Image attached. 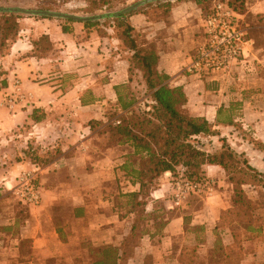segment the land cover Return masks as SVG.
I'll use <instances>...</instances> for the list:
<instances>
[{"label":"crops","instance_id":"0c3cea01","mask_svg":"<svg viewBox=\"0 0 264 264\" xmlns=\"http://www.w3.org/2000/svg\"><path fill=\"white\" fill-rule=\"evenodd\" d=\"M208 3L154 1L92 27L42 16L19 20L17 38L0 56V143L7 144L0 146V264H91L93 248L119 246L136 223L130 196L139 193L132 171L140 158L131 145L109 142L105 132L110 115L120 112L118 92L128 98L120 87L134 77L133 49L117 18L130 26L137 47L157 55L156 70L166 83L183 90L184 111L212 125V134L198 136L205 151L219 154L229 146L264 175V0L242 1L248 41L241 62L229 73L200 78L185 68L202 41ZM42 35L51 47L35 55ZM135 71L145 86L142 71ZM15 90L24 97L7 107L5 97ZM34 167L41 199L28 205L13 188L17 176ZM183 172L166 171L148 196L137 195L135 201H145V223L127 264H177L176 238L196 245L197 235L188 230L194 226L204 227L199 248H211L221 212L233 205V184L224 168L206 163L201 179L213 181L212 192L190 195L176 207L172 180ZM242 186L257 216L255 230H244V261L262 262L264 183ZM220 231L223 243L232 244V228Z\"/></svg>","mask_w":264,"mask_h":264},{"label":"trees","instance_id":"16d2710c","mask_svg":"<svg viewBox=\"0 0 264 264\" xmlns=\"http://www.w3.org/2000/svg\"><path fill=\"white\" fill-rule=\"evenodd\" d=\"M198 2L212 0H196ZM229 4L240 12L243 0H228ZM108 1H103V5ZM210 7V6H209ZM204 8L205 15L210 8ZM19 16L2 14L0 16V44L14 41L18 34ZM64 24L73 22L70 19ZM99 21L87 20L86 27L98 25ZM116 26L121 30L125 44L133 49L130 73L140 69L146 86L148 98L143 107L137 104V99L126 92L127 97L119 96L118 107L120 112L110 115L111 121L105 125V132L109 134V142L127 143L134 148V155L140 158L138 169L132 171L140 185L139 193H132L130 206L136 211V223H133L129 235L119 246L106 245L91 250V264H127L134 254V249L139 245L143 229L141 220L144 216L145 201H135L138 194L148 196L150 190L157 184V178L166 171L176 173L177 168H184L183 176L189 180H201L203 166L206 163L218 164L224 168L228 180L233 184L234 196L231 208L222 211L218 225L214 228V241L205 260L197 261L188 251H197L199 243L204 241L203 226L189 227L197 235V244L191 249L183 247L177 257V264H241L243 245L239 235L232 229L233 243L225 245L222 241L220 230L221 219L226 222V227H231L233 221H245L249 230L253 221L257 219L254 212L255 203L248 197L243 189L244 184L261 185L264 175L258 173L248 164L241 154L226 147L219 154L205 151L204 144L198 139L199 135H210L214 131L212 125L204 118L188 115L184 111L186 96L180 87H170L166 81L168 77L156 70L157 55L149 50L137 47L131 38V28L123 20L117 18ZM63 29L66 30V27ZM8 43L7 45H9ZM35 55L49 49L51 43L48 37L42 35L37 41ZM8 47L6 48V50ZM5 84V80H1ZM120 88H125L121 86ZM122 89V90H123ZM83 102V101H82ZM226 219L229 217V221ZM228 216V217H227ZM253 264H264L256 262Z\"/></svg>","mask_w":264,"mask_h":264},{"label":"built area","instance_id":"2783aa9c","mask_svg":"<svg viewBox=\"0 0 264 264\" xmlns=\"http://www.w3.org/2000/svg\"><path fill=\"white\" fill-rule=\"evenodd\" d=\"M240 12L235 10L229 1L214 0L203 19L202 41L196 47L191 62L186 66L189 74L201 77H212L216 73H229L245 55L248 41L246 32L240 24ZM18 90L6 95L4 103L12 107L23 99ZM38 168L23 171L17 176L13 188L20 202L36 205L41 194L36 183ZM173 205L178 207L191 194H209L212 192L213 181L201 179L192 181L184 176H176L172 180Z\"/></svg>","mask_w":264,"mask_h":264},{"label":"rangeland","instance_id":"374dc122","mask_svg":"<svg viewBox=\"0 0 264 264\" xmlns=\"http://www.w3.org/2000/svg\"><path fill=\"white\" fill-rule=\"evenodd\" d=\"M103 1H108L107 4L103 5ZM138 0H0L1 4H5L8 6H12V7H21V8H25V9H40V10H50V11H54V12H64V13H70V14H75L77 16H82V17H87V16H93L96 14H105L108 12H115L118 11L130 4H132L133 2H136ZM228 1V0H225ZM149 4V3H148ZM2 14H13V15H17L19 16L18 19V32L20 31V23L19 20L21 18H26V17H37V16H32V15H26V14H22V13H1L0 12V16ZM39 17V16H38ZM54 19H58L61 21H65L66 19H61V18H54ZM107 18H102L99 20H94V21H99L98 25H106L107 24ZM71 23V22H69ZM18 36V34L16 35V37L14 39H16ZM10 43V41L8 42ZM8 43L4 42L3 44H0V56H3L6 53V48L8 47ZM132 76H134L132 78V84H130L129 86H125V88H121V90L123 92H126L128 94H133L134 96H137L140 98V102L139 104L143 107L144 103L146 102L145 97H147V91H146V87L143 85L142 82H140L141 78H140V73L133 70L132 72ZM3 143H0V146ZM204 146L206 143H204ZM2 146H7L6 143H4ZM1 150V148H0ZM204 178V177H202ZM193 181V180H192ZM191 195H198V194H191ZM200 196L204 194H199ZM189 197V196H188ZM228 217V216H227ZM230 217V216H229ZM229 217L228 219L225 218V216H223V218L227 221H229ZM257 220V219H256ZM143 223H145L144 219L142 220ZM254 222V221H253ZM221 227L224 229L226 228V222H224V220L221 219L220 221ZM231 224V228L234 230V232L239 235L240 239H241V243L243 245L246 244V236H245V232H246V226L248 225V223H246L245 221H233ZM143 225V224H142ZM255 223H252V226H254ZM245 230V232H244ZM176 246L180 247V250L185 247V248H189L191 249L193 247V244L190 243V239L188 237H178L176 238ZM253 246V245H252ZM253 247L248 246L247 250H251ZM245 246L243 245V250L241 252V264H253L256 263V261L254 262H245L244 260L246 258H244V254H245ZM180 252V251H179ZM188 253L191 256H195L194 258L197 261L200 260H205L206 255L208 252H204V250L198 248L197 251L193 252L192 250H189ZM177 257H178V252H176ZM260 262V261H259Z\"/></svg>","mask_w":264,"mask_h":264},{"label":"water","instance_id":"95a60500","mask_svg":"<svg viewBox=\"0 0 264 264\" xmlns=\"http://www.w3.org/2000/svg\"><path fill=\"white\" fill-rule=\"evenodd\" d=\"M154 1H159V0H138L115 12H108L105 14H96V15L87 16V17L77 16L75 14L64 13V12H54L50 10H40V9L32 10V9H25L21 7H12V6H8V5L1 4V3H0V12L1 13L13 12V13H22L26 15H32V16L70 19L72 21H87V20H99V19L106 18V17H117L120 15H124L130 11H133L141 6H144Z\"/></svg>","mask_w":264,"mask_h":264}]
</instances>
